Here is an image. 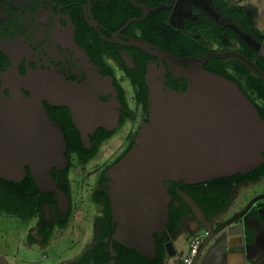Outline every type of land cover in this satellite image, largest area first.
Returning <instances> with one entry per match:
<instances>
[{
  "label": "flooded vegetation",
  "instance_id": "obj_1",
  "mask_svg": "<svg viewBox=\"0 0 264 264\" xmlns=\"http://www.w3.org/2000/svg\"><path fill=\"white\" fill-rule=\"evenodd\" d=\"M261 1L264 7V1ZM260 12L261 7L250 3L249 0H0V135L23 134V137L27 138L29 134L34 133L32 128L35 126L27 122L28 116H26L29 115L30 118L32 110L8 108L6 115L2 116L1 113V107L13 98L12 86L19 83L17 80L23 84L21 91L28 99L31 98L32 93L24 85L27 80L36 83L53 80L59 83L66 81L80 85L92 84L100 91L102 85L104 87L109 85L110 88L106 89L110 91L100 92L98 97L105 103L114 100L119 102L121 108L118 128L122 129L128 122L141 130L147 123L148 112L146 115L143 106L138 103V98L146 97L149 105V79L154 71L156 76L153 83H162L164 90L180 92L181 88L188 86V81L180 78L172 65L156 54L157 49L181 61L204 58L213 54H235L250 61L264 74V22L260 18L262 15ZM243 36L259 44V52L250 47ZM140 42L152 46L151 52L139 48L137 43ZM251 58L254 60L251 61ZM219 60L228 64V71L232 75L240 73L236 66V62L239 61L236 59ZM121 99L126 107L121 105ZM253 100L264 109V100H259L255 96ZM43 106L50 120L62 129L65 141L68 131L65 132L64 128L70 121L87 149L92 148L90 138L98 131L114 133L113 137H115L119 130L99 128L89 135L90 142L85 143L81 131L74 124L70 109L54 106L48 101H43ZM21 111L25 116L18 115ZM93 112L96 114L95 109ZM98 114L99 110H97ZM84 120L88 123L92 122L90 117ZM81 127L87 129L89 125ZM130 145L132 146V143ZM68 154L67 144L65 157ZM72 162L71 169L67 172V179L61 178L60 173L66 171L69 161L64 169H54L51 173L56 184V177L59 179L62 187L58 185L57 187L67 195L68 203L58 198L55 192L44 193L38 189L41 195L28 193L23 197L17 194L14 188L6 185V183L21 185L28 175L19 183L8 182L0 177V220L16 219L15 227L18 228L19 237L22 236L20 231L23 230L24 225L28 224L25 232L27 236H22L23 245L38 247L39 242H36V239L39 236L44 240L40 245H47L51 239L48 235L53 228L61 226L66 229L72 220V224L76 220L83 222L82 231L96 233L95 245L100 242L101 235L107 234L111 180L106 174L103 176V173L98 177L88 175V178L90 176L91 178L86 179L85 185L80 187L83 191H79L78 194L71 188V173L73 171L84 173L86 170L84 166L90 162L83 163L74 154H72ZM256 170L261 171L262 174L254 180L241 184L234 183L231 188L233 198L227 208L213 220H208L213 225L214 232L218 233L206 247L204 244L209 234L203 238L198 253L200 256L211 242L214 241L215 246L210 248V252L215 249L214 247L225 245L231 238L232 240L229 241L233 243L232 246L243 243L250 246L256 243L264 255V198L250 206L253 200L264 196V187L254 195L251 194L247 200L244 196L242 198L245 200L244 206L225 221L218 222V219L233 207L235 188L250 184L264 185V163ZM26 171L30 173L27 167ZM177 192L181 191L177 189ZM76 194L82 197L79 200L80 207L77 203L74 205L73 197ZM246 210L242 218L231 224L242 226L240 235L229 236L228 228L220 231L226 223ZM192 220L203 226L204 229L201 230L206 232V226L199 222L193 213L183 221L181 230L165 245L166 255L167 247L172 241L175 242L179 234L185 233L188 237L187 243L190 242L192 232L185 231L184 227ZM111 227H114L115 233L113 218ZM4 228L5 224L0 227V232ZM249 232H252V235H249ZM114 233L103 241L109 246L113 257H117V253L113 251ZM183 255L184 253H179L177 257L172 256L174 263L177 264Z\"/></svg>",
  "mask_w": 264,
  "mask_h": 264
},
{
  "label": "water",
  "instance_id": "obj_2",
  "mask_svg": "<svg viewBox=\"0 0 264 264\" xmlns=\"http://www.w3.org/2000/svg\"><path fill=\"white\" fill-rule=\"evenodd\" d=\"M243 39L259 52V44L245 36ZM137 46L149 53L153 49L141 42ZM156 54L172 67L174 64L181 69L180 78L188 81V88L185 92H174L164 90L162 84L160 89L153 90L150 75L148 121L138 133L135 146L112 169L109 191L113 224L116 226L113 240L147 258L156 255L155 236L162 237L170 222L173 198L166 183L205 184L251 173L264 163V119L258 109L236 83L208 72L204 66L212 58H233L263 81L264 74L250 61L235 54H213L187 61H181L160 49ZM60 85L59 88L71 87L80 92L85 86L66 81ZM26 89L32 93L31 98H26L22 91L19 98L22 110H32L31 117L26 116L27 122L35 128H32L34 133L29 134L27 139H31L34 145L26 151L24 147L29 146L27 140L17 145L18 139L7 135L5 143L1 135L0 150H3V144L7 146L6 149L8 145L16 150L21 149L18 157L25 162L18 161L15 170L8 165L9 161L0 164V177L8 182H22L28 175L27 167L41 192L60 191L58 198L68 203L67 195L57 187L51 175L54 169L62 170L67 166V143L62 129L48 117L43 101L70 109L74 124L81 131L85 143L90 142L89 135L95 130H113L118 125L120 112L114 107L121 106L117 100L105 103L97 97L96 102L112 113L113 120L109 114V124L104 121L96 124L89 122V127L83 129L74 113L78 104H75L76 100L51 91L40 96L31 88ZM28 102H33L31 108ZM18 115L25 116L22 111ZM41 165L46 169L47 187L41 185ZM6 166L11 169L8 170ZM179 194L199 222L206 226L209 234L204 244L206 247L218 232H214L213 225L192 198L183 192ZM262 198L264 196L253 200L250 206ZM247 210L226 223L220 231L228 228L229 236L240 235L242 226L231 224L242 218ZM199 256L194 264H197Z\"/></svg>",
  "mask_w": 264,
  "mask_h": 264
},
{
  "label": "trees",
  "instance_id": "obj_3",
  "mask_svg": "<svg viewBox=\"0 0 264 264\" xmlns=\"http://www.w3.org/2000/svg\"><path fill=\"white\" fill-rule=\"evenodd\" d=\"M253 60L254 59L251 58V61ZM236 66L239 69L240 73L232 75L228 71L227 63L219 59H212L209 64L206 65L205 69L211 73H214L236 83L241 89V91L253 104H255L253 96H255L259 100H264V82L258 77H256L241 63L236 62ZM187 88L188 86H185L179 91L185 92ZM120 103L122 106L126 107V104L122 99ZM138 103L143 106V111L147 115L149 105L146 97L138 98ZM255 105L258 111L260 112L261 117L264 119V109L257 104ZM130 115L134 117L133 114ZM64 129L65 132L68 131L66 136V142L68 144L69 154L66 155V157L69 161V167L66 169L65 172L60 173V177L63 179L68 178L67 172L70 171L71 166L73 164L72 154H74L83 163H88L98 156L100 148L114 136V133L107 132L105 130L98 131L95 136H91L90 138L92 148L87 149L84 146V143L81 141L79 133L76 131L70 121L67 125H65ZM259 174H262V172L255 170L245 175H236L230 178L215 180L209 183L199 185H186L184 183H166V187L169 190V194L173 198V202L170 205V222L167 226L166 231L163 233L162 237H159L158 235L155 236V240L157 243L155 258L153 260H149L146 257L142 256L140 253H138L136 250L127 248L117 242H114L113 251L114 253L118 254V257L115 258L110 256L111 252L109 251V246H105L103 244L99 247V249L102 250L101 253L103 254V262H113L114 264H164L167 256L165 245L169 243L171 241V238L174 237L181 230V224L183 223V221L189 216L193 215L191 207L181 198L180 194L177 192V189L192 198L195 203L203 210L206 218L211 221L218 214L223 212L227 208L228 204L231 202L233 198L231 188L234 183L241 184L250 180H254L259 176ZM56 180L57 185L59 187H62L57 177ZM6 185L11 188H14L17 194L22 195L23 197H26L28 193H34V195H41L30 173H28V177L23 184L20 185L14 183H6ZM107 210L109 213V218L107 219L109 228L106 231L107 234L101 235L102 243L105 238L111 236L114 233V227H111L112 215L110 202L108 203ZM253 218L255 217L253 216ZM248 234L252 235V232H249ZM249 242L252 241L249 240Z\"/></svg>",
  "mask_w": 264,
  "mask_h": 264
},
{
  "label": "rangeland",
  "instance_id": "obj_4",
  "mask_svg": "<svg viewBox=\"0 0 264 264\" xmlns=\"http://www.w3.org/2000/svg\"><path fill=\"white\" fill-rule=\"evenodd\" d=\"M264 1V0H263ZM250 3L258 5L261 7V19L264 22V7L262 6V1L259 2L254 0H249ZM130 99V98H129ZM131 101V99H130ZM116 111L120 110L119 107H114ZM125 125V126H124ZM122 129L118 128V125L115 129H119L116 136L113 137L111 140L106 142L101 148L99 155L88 165L84 166L86 169L84 173H79L73 171L71 173V188L73 191H77L80 194L81 190L80 187L85 185L86 179H90L91 176L101 175L103 176L106 174L107 177L111 180V171L115 167V165L120 162L122 158H124L135 146L136 138L138 133L140 132L139 127L126 123L124 124ZM132 136L129 138V136ZM128 138L126 139V137ZM132 138V139H131ZM132 143V146L130 145ZM130 147V148H129ZM116 159V160H115ZM81 166V165H80ZM91 175L90 178H88ZM264 185H245L241 187L235 188L234 198L235 203L230 211L223 214L219 219L218 222H223L228 219L231 214L234 212H238V210L244 206V201L249 199L248 197L252 194L254 195L258 191L263 189ZM80 191V192H79ZM110 191V185H109ZM88 192V191H87ZM254 192V193H253ZM57 195L61 194L60 191L55 192ZM83 194V193H82ZM87 195V194H86ZM245 196V197H244ZM244 199L242 200V198ZM82 197L78 196L77 194L73 197V201L75 202L74 205H79L80 207V199ZM85 201V196H84ZM73 202V203H74ZM86 205V201H85ZM5 224V228L0 232V254L4 255L11 260H14L16 257L21 258L24 257L29 261H33L38 264H59L63 262L65 259L69 258V256L73 255V253L77 252L80 248H83L87 244V240L91 238V236L81 234V226L83 224L82 221H75L72 225L73 230H69L65 233H61L57 236L56 240L48 244L45 248H34V249H26L24 244V238L22 236L19 237L17 234V220L16 219H3L0 220V227ZM204 229L203 226L197 224L196 221L192 220L187 226L185 225V231H191L190 235L192 237L196 236V234H200L203 238H206L207 233L202 231ZM188 237L185 233L179 234L176 238L175 242L172 241V244L169 247V252L173 257H177L179 253L186 254L188 251ZM260 243V242H259ZM213 245H209L206 252L203 255V259L205 260L206 257L209 255V263L212 264L217 261L212 251L210 252V247ZM262 245V244H261ZM21 256V257H20ZM254 259L257 260V264H264V255L260 254L258 249L256 250V254L254 255ZM174 260V258H173Z\"/></svg>",
  "mask_w": 264,
  "mask_h": 264
},
{
  "label": "bare ground",
  "instance_id": "obj_5",
  "mask_svg": "<svg viewBox=\"0 0 264 264\" xmlns=\"http://www.w3.org/2000/svg\"><path fill=\"white\" fill-rule=\"evenodd\" d=\"M173 70L177 73V74H182L181 73V69L177 66H175L173 64ZM155 71L154 73L152 74L151 76V87L153 88V90H158L161 88L162 86V83L158 84V83H153L155 80ZM19 81V83H16L12 86V90H13V98L6 101L5 105L3 107H1V113H2V116L6 115V112L9 109L11 110H15V109H19L21 108V99L19 98V95H21V91L19 93V90H20V87H21V82L20 80H17ZM105 81L103 80L102 83H104ZM23 85V84H22ZM25 86L31 88L33 91H35V94L37 95H44V92L46 91H51L53 92L54 94H57L59 96H65L67 98H69L70 100L72 101H75L76 100V103L78 102L77 105H75V117H76V120L77 122L79 123L80 126H83V125H86L88 122H86L84 119H86L87 117H90L92 122L93 123H106V122H110L108 116L110 114V119L113 120V117H112V113H110V111H108V109H104L101 104H98L96 102V98L98 97V93H105L106 92H109V90H107L106 88H110L109 85H106L105 87L102 85V90L100 91L99 88L95 89L93 87V85L91 84H87L85 86H83L81 92L80 91H75L73 88L71 87H67V88H59L61 85L59 82H56V81H53V80H49L47 81L46 83H36L35 81H32V80H27V82H25L24 84ZM35 94H34V97H35ZM83 96V98H81ZM28 105H29V108H31L33 106V102H28ZM96 110V114H94L93 110ZM97 110H99V114L97 115ZM13 115V114H12ZM109 120V121H108ZM1 136V135H0ZM23 134L21 135H15V136H12V137H16V142H17V145L19 143H21V141H26L27 143H29V146H26L24 147V149L27 151L31 146L34 145V142L31 140V139H27V138H23ZM6 136L3 135L2 137V141H4L6 143ZM1 139H0V143H2ZM16 144V143H15ZM3 146V150H0V164L2 163H7V161H9V164L12 168V170H15L16 169V165L18 164V161L20 162H25L24 159H22V157H18L19 156V152L21 149H17L14 148V147H11L8 145V148L6 149L7 146H5L4 144L2 145ZM14 146V144H13ZM21 153V152H20ZM27 163V162H26ZM21 166V165H20ZM41 169H40V177H41V185L47 187L48 186V182H47V179H46V175L44 174L45 172V168L43 165L40 166ZM6 168L8 170H10L11 168L6 166ZM34 169H37L38 168H34Z\"/></svg>",
  "mask_w": 264,
  "mask_h": 264
},
{
  "label": "crops",
  "instance_id": "obj_6",
  "mask_svg": "<svg viewBox=\"0 0 264 264\" xmlns=\"http://www.w3.org/2000/svg\"><path fill=\"white\" fill-rule=\"evenodd\" d=\"M72 221L68 225L69 227L66 229H64L61 226H59V228L54 227L52 232L48 235V238L49 239L51 238L48 244L55 241L59 234L65 233V232L69 231L70 229L73 230ZM27 228H28V224L24 225L23 230L20 231L22 236L26 235L25 232H26ZM81 234L85 235L86 238H87V235L91 236V238L89 240H87L86 246H84L83 248H80L77 252L73 253V255L69 256V258L65 259L63 262H61L59 264H114L113 262H103V260H102L103 254L101 253L102 250L99 249V247L102 246L103 244L106 246V244L104 241L102 243L101 242L102 240H100V242L97 245H95V237H96L95 232L93 233L92 231L90 232V231H86V230L82 231V229H81ZM197 235H200V234H196V236ZM192 238L193 237L191 236L190 239H192ZM34 240H35V238H34ZM36 240H35L36 242H39V245H38L39 248L40 247L45 248L48 245V244L45 246L40 245L44 242L43 238H40V236ZM229 240H228V243L227 242L225 243V245L214 247L215 249H213L212 253L214 254L217 261L212 263V264H257L258 263L257 260L254 259L255 258L254 255L256 254L257 249L259 251V255L262 254V252L256 243L253 245H250V246L246 243H243L242 245H239V246H232L233 243L230 242L232 240V238L230 241ZM213 246H215L214 241H213V245H211L210 248H212ZM25 248L26 249H29V248L34 249L35 247H31L29 244H27L25 246ZM106 252H107V250H106ZM205 252L206 251L202 252L197 264H210L209 263V255H208V257H206L205 260L203 259V255ZM170 253L171 252H169V249L167 247L168 259L166 260V262L164 264H175L173 261V257ZM110 256L113 257L112 254ZM155 256H151L150 258L146 257V258L149 260H153L155 258ZM117 257H115V258H117ZM0 264H38V263H35L33 261H29V260L25 259L24 257L19 258V256H18V258L16 257L15 260L13 258H11V260H8V258L6 256L0 254Z\"/></svg>",
  "mask_w": 264,
  "mask_h": 264
},
{
  "label": "built area",
  "instance_id": "obj_7",
  "mask_svg": "<svg viewBox=\"0 0 264 264\" xmlns=\"http://www.w3.org/2000/svg\"><path fill=\"white\" fill-rule=\"evenodd\" d=\"M202 242L203 237L201 235L193 237L189 242L187 253L180 259L177 264H194V260L199 253Z\"/></svg>",
  "mask_w": 264,
  "mask_h": 264
}]
</instances>
